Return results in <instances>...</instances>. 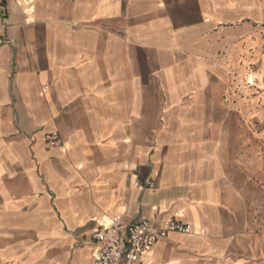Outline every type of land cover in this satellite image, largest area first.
Here are the masks:
<instances>
[{
  "label": "crops",
  "instance_id": "obj_1",
  "mask_svg": "<svg viewBox=\"0 0 264 264\" xmlns=\"http://www.w3.org/2000/svg\"><path fill=\"white\" fill-rule=\"evenodd\" d=\"M0 38V255L94 264L99 225L161 213L192 231L146 264H264V171L230 111L233 78L264 75L240 67L264 0H7Z\"/></svg>",
  "mask_w": 264,
  "mask_h": 264
},
{
  "label": "built area",
  "instance_id": "obj_2",
  "mask_svg": "<svg viewBox=\"0 0 264 264\" xmlns=\"http://www.w3.org/2000/svg\"><path fill=\"white\" fill-rule=\"evenodd\" d=\"M6 1L0 0V20L4 17ZM2 42L0 38V44ZM45 140L50 148L61 147L64 143L58 130L48 132ZM140 184L138 179L135 185ZM171 231L190 233L192 225L161 213L154 219L144 217L129 222L116 219L108 226L99 225L92 232L94 264H146L153 246L167 238Z\"/></svg>",
  "mask_w": 264,
  "mask_h": 264
},
{
  "label": "rangeland",
  "instance_id": "obj_3",
  "mask_svg": "<svg viewBox=\"0 0 264 264\" xmlns=\"http://www.w3.org/2000/svg\"><path fill=\"white\" fill-rule=\"evenodd\" d=\"M264 48V46H263ZM262 51L257 50L247 55L246 57L241 58L240 62L241 68L247 69L246 71L254 72L258 71L261 68V57H264L263 54H260ZM221 56V52L218 57ZM231 73H235L234 68H232ZM234 82L231 83V86L236 89L235 96H238L243 102V106L239 109L232 108L231 115L239 116L245 122V126L251 138H256L255 147L253 145L254 141L249 142V136L245 141L246 145V160L248 161H256L261 165L264 171V75L260 81H254V74H249L246 79L243 81L238 80L237 78H233ZM215 80L217 78L215 77ZM254 81V82H253ZM217 113V110H215ZM237 125L230 124V138H229V149L233 150L237 149L238 141L235 138L236 134L240 131L237 129ZM250 138V139H251ZM260 139V141L258 140ZM257 144H260V151L257 149ZM134 178V177H133ZM18 238L9 234H5L4 230L0 228V250L6 246L13 243V241ZM0 264H13L10 259H6L3 255H0Z\"/></svg>",
  "mask_w": 264,
  "mask_h": 264
},
{
  "label": "bare ground",
  "instance_id": "obj_4",
  "mask_svg": "<svg viewBox=\"0 0 264 264\" xmlns=\"http://www.w3.org/2000/svg\"><path fill=\"white\" fill-rule=\"evenodd\" d=\"M113 222V219L106 220V222H103V225H110Z\"/></svg>",
  "mask_w": 264,
  "mask_h": 264
}]
</instances>
